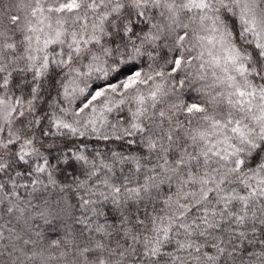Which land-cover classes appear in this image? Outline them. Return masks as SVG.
<instances>
[{
	"label": "snow or ice",
	"instance_id": "6c2138e0",
	"mask_svg": "<svg viewBox=\"0 0 264 264\" xmlns=\"http://www.w3.org/2000/svg\"><path fill=\"white\" fill-rule=\"evenodd\" d=\"M0 264H264V0H0Z\"/></svg>",
	"mask_w": 264,
	"mask_h": 264
}]
</instances>
